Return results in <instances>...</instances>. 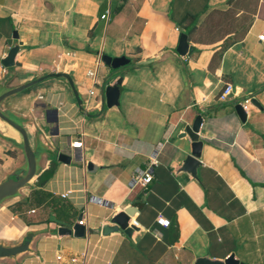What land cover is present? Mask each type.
<instances>
[{
  "label": "crops",
  "instance_id": "1",
  "mask_svg": "<svg viewBox=\"0 0 264 264\" xmlns=\"http://www.w3.org/2000/svg\"><path fill=\"white\" fill-rule=\"evenodd\" d=\"M229 1L0 0V80L11 73L7 87H14L70 73L91 113L79 109L63 78L46 79L3 103V110L33 120L24 123L30 133L40 127L45 141L72 159L43 154L37 176L0 206V241L16 243L36 232L30 251L0 264H194L200 256L231 255L264 264V0L241 41L223 49L228 36L211 43L188 39L191 55L175 53L185 14H197L200 25L211 12L228 10ZM16 43V65L5 68L1 59ZM105 55L129 64L112 81L120 94L111 107L101 106L100 85L115 69ZM226 83L234 93L222 101ZM246 97L242 121L234 101ZM44 106L58 108V134L46 123ZM199 111L201 163L194 177L179 171L191 153V140L180 135ZM0 132L18 138L1 119ZM25 160L0 137V181ZM88 162L95 167L89 170ZM53 163L49 179L38 185ZM137 169H150L152 180L136 183ZM92 195L105 202L88 200ZM128 208L134 209L133 233L103 236L102 226ZM160 214L169 226L157 222ZM51 216L78 222L86 234L59 235Z\"/></svg>",
  "mask_w": 264,
  "mask_h": 264
},
{
  "label": "water",
  "instance_id": "2",
  "mask_svg": "<svg viewBox=\"0 0 264 264\" xmlns=\"http://www.w3.org/2000/svg\"><path fill=\"white\" fill-rule=\"evenodd\" d=\"M17 38V35L15 36ZM21 50V43H16L12 45L5 57L1 59V63L5 68H13L16 65V57ZM194 50V46L190 45L187 35L182 32L179 39V44L176 48L175 53L179 56H190ZM157 57H152L147 60L136 62L133 66H139L143 64H148L155 61ZM103 61L115 68L113 72L107 75L101 85H100V97L101 106L106 103L109 107L117 105L119 103L120 88L119 85H112L116 74L123 68L128 67V60L125 58H112L105 55ZM10 73L4 75L0 80V119L7 123L12 129L18 134V138L8 136L0 132L1 139L12 143L14 146L21 149L26 160L25 163L14 169L13 171L7 173L3 179L0 181V206L7 200L19 196L21 190L25 188L38 174L39 170V160L43 154H48L51 156H56L57 160L63 163H69L72 159L71 155L65 153L64 151H58L57 146L52 147L45 141L43 131L40 127L35 126V130L30 133L25 127L24 123L32 119L21 120L23 117H19L16 113H12L8 110H3V103L13 95H16L26 89H29L36 84L49 79V78H63L66 79L71 86V89L77 99L79 109L88 116L91 113L87 112L84 105V100L81 94L78 92L75 81L70 73L67 72H51L41 75L35 79L24 82L20 85L14 87H7L8 81L12 78ZM261 90V89H259ZM255 95V93H253ZM249 97L243 99H237L235 102V111L239 115L242 121L247 118V112L244 108V102ZM250 102L256 106H259V102L255 97H250ZM203 111H199L198 115L195 117L192 123H188L185 126L184 131L180 135L181 137L187 136L191 140V153L187 154L182 160L179 171H187L192 176H196L197 168L200 165L199 155L201 151L202 141L199 137V130L203 123ZM43 115L46 123L55 124L54 134H58V124H59V111L57 107H46L44 106ZM95 165L92 162H88V169L91 170ZM134 212V209L128 208L125 211L118 213L115 217L111 219L109 223H106L101 228V233L103 236H108L111 234H120L123 236H130L135 227L134 225H129L130 215ZM51 220L59 223L58 227L59 235L71 234L73 233L76 237H83L86 234V228L79 224L78 222L73 225L55 219L51 216ZM94 232H99L95 230ZM36 235L35 231H28L21 240L16 243H6L0 241V259H17L21 254L31 250V243ZM194 264H246L236 259L234 255H231L225 260L212 259L209 256L197 257Z\"/></svg>",
  "mask_w": 264,
  "mask_h": 264
},
{
  "label": "trees",
  "instance_id": "3",
  "mask_svg": "<svg viewBox=\"0 0 264 264\" xmlns=\"http://www.w3.org/2000/svg\"><path fill=\"white\" fill-rule=\"evenodd\" d=\"M258 3L259 0H230L231 7L228 10L211 12L204 21L205 24L202 23L203 25L197 24V14L187 13L181 19L180 27L189 40L198 43H211L219 36L222 38L228 36L223 43V49H225L245 37L253 22V14ZM53 169L54 163L39 175L38 185L42 186L49 179Z\"/></svg>",
  "mask_w": 264,
  "mask_h": 264
},
{
  "label": "built area",
  "instance_id": "4",
  "mask_svg": "<svg viewBox=\"0 0 264 264\" xmlns=\"http://www.w3.org/2000/svg\"><path fill=\"white\" fill-rule=\"evenodd\" d=\"M109 14L110 13L108 11L102 17L106 18ZM259 38L263 39L264 35H261ZM233 93H234L233 85L231 83H226L222 92L220 93V99L222 101L228 100L229 98H231L233 96ZM248 101H249V99H247L245 102H248ZM82 143H83L82 141H76L73 144H74V146H81ZM152 178H153V175H152L150 169H146V170L137 169L135 174H134V177H133L134 181L136 183H140L141 185H146L147 183H149L152 180ZM70 194H71V190L67 191L66 193H63L62 196L63 197H69ZM88 200H90L92 202H98V203H104L105 202L101 198H98V197L93 196V195L90 196L88 198ZM80 222L83 223V221H80ZM157 222L163 226H169L171 223L170 220L168 218H166L165 216H163L162 214H160L157 217ZM134 223L137 224L136 221H134Z\"/></svg>",
  "mask_w": 264,
  "mask_h": 264
}]
</instances>
